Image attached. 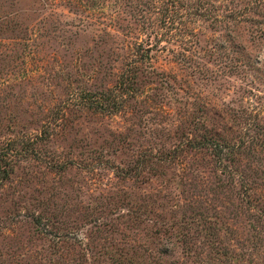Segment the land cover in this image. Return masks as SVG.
<instances>
[{"label": "rangeland", "instance_id": "1", "mask_svg": "<svg viewBox=\"0 0 264 264\" xmlns=\"http://www.w3.org/2000/svg\"><path fill=\"white\" fill-rule=\"evenodd\" d=\"M226 1L0 0V264H264V16Z\"/></svg>", "mask_w": 264, "mask_h": 264}, {"label": "trees", "instance_id": "2", "mask_svg": "<svg viewBox=\"0 0 264 264\" xmlns=\"http://www.w3.org/2000/svg\"><path fill=\"white\" fill-rule=\"evenodd\" d=\"M92 1L95 2L98 0H92ZM139 1H142L144 4L149 2V0H139ZM153 1L156 2L158 0H153ZM168 1L170 3L169 6H163L162 10H160L161 8L159 9L160 13L165 17V22L170 21V20L175 21L176 19H179V18L180 20L189 21L192 19L195 20V18L202 17L206 19H211L213 21L214 20L220 21L221 23L223 22L224 24H230V23H237V22H242V21H252L251 19H253L246 14H242L244 15V16H241L243 17L242 19L240 17L238 8H236L235 5L231 6L229 2H227L226 0H220L222 3L219 6H214L215 4H213L210 0H187V2H185L184 4L183 3L181 4L179 0H168ZM195 1L197 2L195 3ZM249 4H252V2L251 3L248 2V5ZM128 5L133 7L131 3H129ZM135 5L138 7V3H136ZM248 5L246 6V8L250 7ZM251 7L254 11H257V13H259L260 16H264V0L254 1V7L253 6ZM182 8H183V11H181ZM221 8H222V11L220 14H215V15L210 14V13L214 14L216 11L220 10ZM258 22L262 23L263 21L261 20ZM189 33L191 34L193 32L190 31ZM141 46L142 44L138 43L136 53L139 56L138 57L139 60L132 59L126 63L125 68L121 74V78L119 79V87H123L126 90L132 87L133 81H134L133 80V68H136L137 62H139L140 60L143 61L145 58L149 57L148 51H149L150 46L146 48H143V46L142 47ZM141 50L142 52L140 54L139 51ZM111 91L112 93L108 91L109 105L107 107L109 110L110 108L113 109L114 107H116L117 104H119V101L116 98V92H119L120 90L117 88H113ZM120 92H119L120 93L119 96L121 100L125 101V98L127 97V93L122 92V91ZM212 139L213 137L211 135L203 136L196 146H192L193 144H190V146L197 147V148L203 147L204 145L211 146L212 154L218 159L219 162H224V160H228L229 162H231L232 158H230L231 157L230 155H232L231 149L233 148V144L230 145L227 142L221 143L220 140L218 141V139H215V138L214 140ZM181 150H182L181 146H178L172 151H169L168 154H162V157H159V158L163 160L166 157L174 156L172 154H176V152H180ZM142 162H144V160H142ZM227 168L228 166L224 164L221 170V172L224 175L229 174L231 176V175L237 174L235 172L236 170L235 171L231 170V168H229L228 170ZM237 175H239L240 177V174H237ZM243 186H244L243 187L244 191H248V190L251 191L250 185L247 184V186L245 187V184H243ZM261 216H262L261 218H264V214H261Z\"/></svg>", "mask_w": 264, "mask_h": 264}]
</instances>
